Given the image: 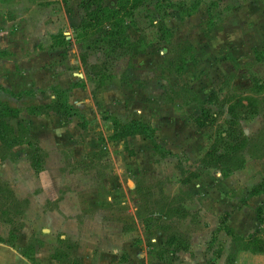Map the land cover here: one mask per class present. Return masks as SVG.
Segmentation results:
<instances>
[{
    "label": "rangeland",
    "instance_id": "obj_1",
    "mask_svg": "<svg viewBox=\"0 0 264 264\" xmlns=\"http://www.w3.org/2000/svg\"><path fill=\"white\" fill-rule=\"evenodd\" d=\"M261 190L264 0H0V264H234Z\"/></svg>",
    "mask_w": 264,
    "mask_h": 264
},
{
    "label": "crops",
    "instance_id": "obj_2",
    "mask_svg": "<svg viewBox=\"0 0 264 264\" xmlns=\"http://www.w3.org/2000/svg\"><path fill=\"white\" fill-rule=\"evenodd\" d=\"M235 174L232 173V174L226 176L225 178L226 179L232 178ZM251 198L260 201L259 203H261V205L264 206V190L259 191L257 194L252 193ZM263 225H264V223H263ZM228 227H229V229H232L234 231V233L236 234L237 237L245 238V239H247L248 237H250L252 234H254L257 231V230H255V231L251 230V231L247 232L245 227H241V229L236 230L235 226H233V225H229ZM257 229H260L259 226ZM234 264H264V253H253V252L244 250L243 248L238 249L237 253L235 255Z\"/></svg>",
    "mask_w": 264,
    "mask_h": 264
},
{
    "label": "trees",
    "instance_id": "obj_3",
    "mask_svg": "<svg viewBox=\"0 0 264 264\" xmlns=\"http://www.w3.org/2000/svg\"><path fill=\"white\" fill-rule=\"evenodd\" d=\"M120 11H121V8H118L117 10L114 11V15L117 16L118 14H120ZM113 21H115V19ZM243 249L250 251V252H253V253H264V251H261V252L254 251V250H252V248L251 249L250 248H243Z\"/></svg>",
    "mask_w": 264,
    "mask_h": 264
}]
</instances>
